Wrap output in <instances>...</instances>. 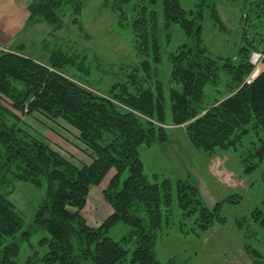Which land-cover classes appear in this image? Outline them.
I'll use <instances>...</instances> for the list:
<instances>
[{"label":"trees","instance_id":"1","mask_svg":"<svg viewBox=\"0 0 264 264\" xmlns=\"http://www.w3.org/2000/svg\"><path fill=\"white\" fill-rule=\"evenodd\" d=\"M127 1L118 0L115 10L120 11V4ZM196 1L199 10L209 8L214 26L226 33L215 1ZM68 2L73 4V22H77L82 10L80 1L33 0L27 8L28 24L41 22L58 29ZM255 5L257 18H264V0ZM162 9L164 25H178L192 40L190 46L183 45L168 56L171 71L167 93L162 82L153 80L150 74L148 58L155 65L161 62L153 12L150 22L142 16L132 23L136 50L143 60L131 71L129 84H115L104 96L64 76L60 69L71 61L61 53H52L44 65L21 56L20 50L0 51V187L10 182L45 185V195L33 215L32 231L43 230L49 235L41 241L48 251L40 260L29 257L25 264H80L82 260H90L91 264H159L154 247L163 228L161 206L166 209V218L169 216L170 186L168 180L151 184L143 174L138 154L142 144L167 140L166 128L159 125L183 126L194 148L208 154L236 148L251 133L262 135L260 145L242 157L243 174L250 175L264 162V70L253 82L245 83L254 68L251 54L264 55V33L255 32L252 37L242 33L237 64L230 58L223 59L229 76L226 95L203 108V90L208 82L216 83L218 63L209 57L203 44L202 26L197 22L202 15L188 19L180 0H162ZM140 73L145 78L141 79ZM2 98L23 117L39 113L50 121L63 120L78 133L90 163L77 167L28 134L19 126V117L2 105ZM112 169L115 174L102 191L112 213L98 226H89L82 216L89 191L99 186ZM125 173L127 176L121 180ZM176 189L178 207L185 217L197 212L200 229L206 231L225 223L219 214L220 203L208 208L197 188L187 181L177 182ZM12 192L0 191V264H17L18 246L6 242L23 227L22 217L8 198ZM252 214L258 218L261 213L255 210ZM117 224L128 227L120 242L106 236ZM131 242L135 247L127 261L122 245ZM244 250L258 260V252L249 244Z\"/></svg>","mask_w":264,"mask_h":264},{"label":"rangeland","instance_id":"2","mask_svg":"<svg viewBox=\"0 0 264 264\" xmlns=\"http://www.w3.org/2000/svg\"><path fill=\"white\" fill-rule=\"evenodd\" d=\"M78 1L82 4V10L77 22H73V4L68 2L58 29L45 23L25 28L24 36L32 37L34 42L32 58L47 65L52 53H61L71 61L60 69L64 76L100 95H107L111 86L129 84L131 71L143 60L136 50L132 23L142 16L150 22V13L153 12L161 62L155 65L148 58L150 74L153 80L157 78L162 82L167 93L171 71L168 56L183 45L190 46L192 40L183 34L178 25H164L162 0H128L120 4V11L115 10L118 0ZM214 1L226 33L219 32L214 26L209 8L199 10L196 0H180V7L188 19L202 15L200 20L197 19L202 26V41L209 57L218 63L216 83L208 82L204 87L200 105L203 108L210 107L215 100L226 95L229 76L223 68V59L230 58L237 64V50L243 45L242 33L246 32L249 37L255 32L264 33V18H257L255 4L258 0ZM0 47L7 49L3 45ZM139 77L145 78L141 73ZM142 84L146 88L147 82ZM129 90L132 92L130 86ZM2 105L19 117V126L24 131L48 144L75 166L80 167L88 162L82 153L84 146L78 140V133L63 120L50 121L39 113L23 117L14 112L10 102L4 98ZM166 132L167 140L164 143L154 139L149 145L142 144L138 148L143 174L148 181L161 184L163 180H168L170 186L169 216L166 218V209L161 206L163 228L156 237L155 259L159 264H264V162L250 175L243 174V158L260 145L262 135L256 137L255 133H251L236 148L227 151L216 149L208 154L195 149L182 129L170 128ZM190 169L197 173L190 172ZM193 173L204 182L207 190V197H201L199 193L205 206L212 208L220 203L219 214L225 219V223L215 224L206 231L197 226V212L185 217L177 203V182L194 184ZM126 176L127 173L121 180ZM110 178L108 176L101 189ZM0 191H13L8 198L23 219L22 229L6 240L18 246L16 263L25 264L31 256L40 260L48 251L47 245L41 241L49 239V235L43 230L32 231V221L45 195V185L34 187L28 183L10 182L1 186ZM99 197H102L101 193ZM255 210L261 213L258 218L252 214ZM101 213L100 207L87 206L82 216L90 225H99L105 219ZM138 216L143 218L142 213H138ZM127 233L126 225L117 224L106 236L120 242ZM246 243L258 252V260L246 254ZM122 246L127 251L126 260L129 261L135 244L131 242ZM80 264L91 262L82 260Z\"/></svg>","mask_w":264,"mask_h":264},{"label":"crops","instance_id":"3","mask_svg":"<svg viewBox=\"0 0 264 264\" xmlns=\"http://www.w3.org/2000/svg\"><path fill=\"white\" fill-rule=\"evenodd\" d=\"M32 1L33 0H0V45L5 46L10 51L20 50L18 52L20 53L21 56L26 58H31L35 62L40 63V61L36 60V58H32L33 56L32 51L34 49V42L32 41V37L26 38L24 36L25 34H23L24 31L27 30L25 29L26 27L32 26L28 24L29 12L27 10L28 6ZM39 23L41 24V22ZM171 129L173 130L182 129L184 131V129L181 127H174ZM82 153L87 157L88 162L81 166L88 165L91 159L87 156V153L84 152V147ZM190 172H195V170L190 169ZM195 173H193L194 184L193 182L191 183L197 188L201 197H207L208 193L205 188L204 182H202V180H200L197 176H195ZM114 174L115 171L113 169L110 170L106 178L102 181V183L99 186L92 187L90 189L87 197L86 207L84 208V210L87 208V206L96 207L97 209L98 207H100L101 212H103L101 213L102 217L104 218H107L112 213L110 207L104 202L103 197H99V193H101L102 195V191L104 190L108 182L105 184V186L102 189H101V185L105 182L108 176H111L112 178ZM94 202H96L97 204L94 205ZM85 220L87 222L86 218ZM87 224L93 227L98 226L93 224L90 225L89 223Z\"/></svg>","mask_w":264,"mask_h":264},{"label":"built area","instance_id":"4","mask_svg":"<svg viewBox=\"0 0 264 264\" xmlns=\"http://www.w3.org/2000/svg\"><path fill=\"white\" fill-rule=\"evenodd\" d=\"M0 51L8 52L6 49L0 47ZM264 55L260 53H253L250 57V63L254 66V70L251 75L247 78L246 83H250L262 70L264 69V64H262V59ZM256 74V76H254Z\"/></svg>","mask_w":264,"mask_h":264}]
</instances>
